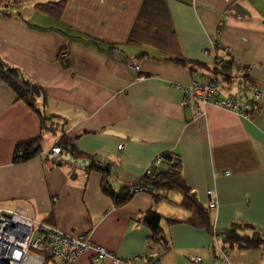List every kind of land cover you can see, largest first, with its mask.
<instances>
[{
	"label": "crops",
	"instance_id": "1",
	"mask_svg": "<svg viewBox=\"0 0 264 264\" xmlns=\"http://www.w3.org/2000/svg\"><path fill=\"white\" fill-rule=\"evenodd\" d=\"M59 2V17L36 7ZM143 3L0 0V59L44 88L36 106L54 116L53 131H44L39 114L0 80V208H22L63 232L88 235L114 257L99 264L137 256L163 264H196L192 257L214 264L222 254L207 228L188 223L192 213L181 205V192L168 191L160 201L133 193L119 206L103 191L104 176L96 167L109 169L112 190L120 194L145 176L157 156L177 155L187 185L210 211L213 229L224 235L236 224L250 225L243 234L264 235V107L246 119L208 105L196 122L183 104V87L197 70L205 73L214 65L216 48L220 58L233 62L242 83L240 88L234 80L223 95L243 96L255 84L264 86V0H167L185 66L155 47L128 42ZM62 51L70 56L67 67ZM243 66L254 67L250 77ZM41 134L42 153L14 163L16 147ZM63 136L89 166L65 152L62 161H49ZM212 190L218 204L209 209ZM151 210L163 217V244L153 241L143 223ZM94 256L89 250L74 264H96ZM229 261L264 264V248L235 246Z\"/></svg>",
	"mask_w": 264,
	"mask_h": 264
},
{
	"label": "trees",
	"instance_id": "2",
	"mask_svg": "<svg viewBox=\"0 0 264 264\" xmlns=\"http://www.w3.org/2000/svg\"><path fill=\"white\" fill-rule=\"evenodd\" d=\"M18 2V0H14ZM37 9L46 12L54 17H59L64 7V2L59 3H40L37 4ZM128 42L136 45H147L157 48L159 51L167 54L168 59L185 66L187 62L180 52V43L178 41L174 27L171 25L167 0H144L143 6L136 20V23L131 31ZM111 49L120 48L118 46H111ZM143 54H148L144 52ZM149 55V54H148ZM62 60V59H61ZM65 66H68L66 60H62ZM221 66L216 68V76L222 84H231L237 77L233 72V62L227 61L219 57ZM248 77V76H245ZM0 80L6 82L16 93L18 100L25 102L30 108L35 110L42 123L44 131L52 132V121L54 116H48L41 112L37 106V100L40 97H45L46 92L44 88L36 83L26 79L21 71L12 68L0 59ZM43 135H39L28 141L20 143L14 153V163L27 162L42 153ZM57 146L61 147L62 151L67 153L72 159L82 161L83 163L90 161L79 158L75 151L73 142L66 136H63L58 142ZM167 160L174 158L172 164L167 167L152 168L150 173L131 185L129 189L124 190L120 194H116L110 185L107 178L109 169L107 167H96L103 173V191L109 194L117 205L126 204L133 193H138L136 190L143 188L147 193L152 194L156 201L164 198L168 191H179L183 195L181 205L192 213L188 223L195 227L207 228L211 233L213 232V225L211 222L210 211L204 207L196 198L193 191L187 185L182 176V161L180 157L172 153H165ZM162 215L155 211L146 213L143 223L150 228L153 234V241L155 243H164L162 235L161 221ZM171 223L178 221L169 220ZM250 225H234L229 231L223 235V247L225 250H230L235 246L242 249L255 250L264 248V235L254 233L252 236L243 234ZM253 229V228H252ZM52 260V257L49 256Z\"/></svg>",
	"mask_w": 264,
	"mask_h": 264
},
{
	"label": "built area",
	"instance_id": "3",
	"mask_svg": "<svg viewBox=\"0 0 264 264\" xmlns=\"http://www.w3.org/2000/svg\"><path fill=\"white\" fill-rule=\"evenodd\" d=\"M216 48V60L214 65L205 73L196 71L192 82L183 87L185 92L184 106L194 114V120L198 122L205 116L208 105L236 112L243 118L250 119L258 115L264 107V86L255 84L250 91L243 95H223L222 83L216 76V68L221 66ZM228 54L230 49H226ZM207 53V52H205ZM60 59L68 60L69 53L62 51ZM135 71L140 70L139 65L132 66ZM253 66H243L241 72L250 77ZM119 145V150L124 149ZM63 151L61 147L55 146L48 154L49 161H62ZM174 158L167 160L164 154L157 156L152 162L147 173L152 168L167 167L172 164ZM137 192H146L140 188ZM208 208L217 206V194L208 191ZM215 249H219L222 256L214 264H231L229 261V250H225L222 244L223 235L215 229L212 232ZM93 250L95 256L93 262L99 264L103 258L113 257L105 248L96 246L86 234H70L61 231L47 223L30 218L22 208L1 209L0 208V264H74L85 252ZM52 257V260L49 259ZM114 258V257H113ZM196 264L202 262L201 258L192 257ZM116 264H163L159 259H146L135 257L132 260L115 258Z\"/></svg>",
	"mask_w": 264,
	"mask_h": 264
},
{
	"label": "rangeland",
	"instance_id": "4",
	"mask_svg": "<svg viewBox=\"0 0 264 264\" xmlns=\"http://www.w3.org/2000/svg\"><path fill=\"white\" fill-rule=\"evenodd\" d=\"M237 80H238V78H236L234 82H236ZM236 84H237V85L239 84L238 87H240V88L242 87V83H241V82L237 81ZM228 86H229V84H227V83L222 84V88L227 89Z\"/></svg>",
	"mask_w": 264,
	"mask_h": 264
},
{
	"label": "water",
	"instance_id": "5",
	"mask_svg": "<svg viewBox=\"0 0 264 264\" xmlns=\"http://www.w3.org/2000/svg\"><path fill=\"white\" fill-rule=\"evenodd\" d=\"M106 134H108V135H114V136H120V134H118V133H116L114 131H107ZM68 158H70V157H68ZM79 162L81 164L83 163L82 161H79ZM88 164H89L88 162L85 163V165H88Z\"/></svg>",
	"mask_w": 264,
	"mask_h": 264
}]
</instances>
